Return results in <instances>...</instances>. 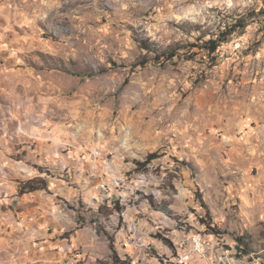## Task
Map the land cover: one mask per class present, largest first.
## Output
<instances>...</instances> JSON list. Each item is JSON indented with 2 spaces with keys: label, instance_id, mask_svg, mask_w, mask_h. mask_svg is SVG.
<instances>
[{
  "label": "rangeland",
  "instance_id": "374dc122",
  "mask_svg": "<svg viewBox=\"0 0 264 264\" xmlns=\"http://www.w3.org/2000/svg\"><path fill=\"white\" fill-rule=\"evenodd\" d=\"M262 11L0 0V264H174L183 229L191 264H264ZM245 14L216 60H150Z\"/></svg>",
  "mask_w": 264,
  "mask_h": 264
},
{
  "label": "trees",
  "instance_id": "16d2710c",
  "mask_svg": "<svg viewBox=\"0 0 264 264\" xmlns=\"http://www.w3.org/2000/svg\"><path fill=\"white\" fill-rule=\"evenodd\" d=\"M249 17H250L249 14L242 15L239 18H237L236 23L227 25L224 29L220 30L216 35H213L212 37L208 39L201 38L199 42L190 43L185 46H179V47L176 46V47L170 48L169 50L162 52L160 55H157L151 58L150 60L157 61L161 57H165L167 61L169 60L172 61L176 56L182 55V54H179L180 53L179 51L181 49L185 51L184 53L187 55V59H192L193 57L198 55L199 52H197L196 49H199L205 52L206 55L212 58L213 60H216L219 48L225 42L228 41L229 36L232 35L237 29H239L240 27L241 28L246 27L249 24L248 22ZM140 44L144 49H147V50L150 49V47L147 44H145V42L142 41ZM148 62H149V59L148 60L145 59L142 62H139V64L145 65ZM155 157H156V154H151L148 158V161H151ZM137 163L139 165H143V163L140 161H137ZM32 182H33L32 180H29L26 183L22 184L20 190L22 192H27L28 190H23L25 189V187L28 189H31L32 191L38 189V187L31 186ZM25 185H28V186H25ZM30 187H33V188H30ZM240 241L241 243L239 245H245V242L243 241V239H241ZM112 249L115 252L113 243H112ZM240 249L243 252H247L245 248L240 247ZM116 262L117 264H132L130 260L128 261L126 259H121L118 256L116 257Z\"/></svg>",
  "mask_w": 264,
  "mask_h": 264
},
{
  "label": "built area",
  "instance_id": "2783aa9c",
  "mask_svg": "<svg viewBox=\"0 0 264 264\" xmlns=\"http://www.w3.org/2000/svg\"><path fill=\"white\" fill-rule=\"evenodd\" d=\"M175 239L179 249L176 257H182L184 264H191L195 257L207 258V243H211V240L206 232L188 233V238H180L179 234L175 236ZM181 241H188L187 249H180Z\"/></svg>",
  "mask_w": 264,
  "mask_h": 264
},
{
  "label": "bare ground",
  "instance_id": "6f19581e",
  "mask_svg": "<svg viewBox=\"0 0 264 264\" xmlns=\"http://www.w3.org/2000/svg\"><path fill=\"white\" fill-rule=\"evenodd\" d=\"M183 233H180V238H188V232H185L183 229ZM180 248L181 249H187L188 248V241H181L180 242ZM209 253V243H207V255ZM170 264V263H169ZM174 264H184V259L182 257H175V263Z\"/></svg>",
  "mask_w": 264,
  "mask_h": 264
}]
</instances>
